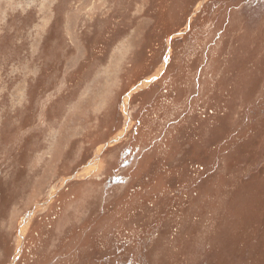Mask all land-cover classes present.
<instances>
[{
  "label": "rangeland",
  "instance_id": "1",
  "mask_svg": "<svg viewBox=\"0 0 264 264\" xmlns=\"http://www.w3.org/2000/svg\"><path fill=\"white\" fill-rule=\"evenodd\" d=\"M0 264H264V0H0Z\"/></svg>",
  "mask_w": 264,
  "mask_h": 264
},
{
  "label": "bare ground",
  "instance_id": "2",
  "mask_svg": "<svg viewBox=\"0 0 264 264\" xmlns=\"http://www.w3.org/2000/svg\"><path fill=\"white\" fill-rule=\"evenodd\" d=\"M27 222V221H26ZM26 226V225H25ZM24 230V229H23Z\"/></svg>",
  "mask_w": 264,
  "mask_h": 264
}]
</instances>
